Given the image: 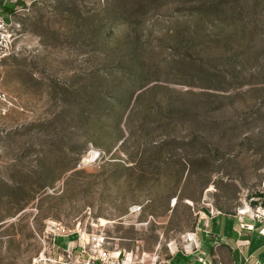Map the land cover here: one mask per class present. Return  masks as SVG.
<instances>
[{"label":"rangeland","instance_id":"374dc122","mask_svg":"<svg viewBox=\"0 0 264 264\" xmlns=\"http://www.w3.org/2000/svg\"><path fill=\"white\" fill-rule=\"evenodd\" d=\"M0 5L17 28L0 58V264L52 253L55 224L161 264L204 213L264 221V0Z\"/></svg>","mask_w":264,"mask_h":264},{"label":"crops","instance_id":"0c3cea01","mask_svg":"<svg viewBox=\"0 0 264 264\" xmlns=\"http://www.w3.org/2000/svg\"><path fill=\"white\" fill-rule=\"evenodd\" d=\"M245 213H204L191 243L161 264H264V221ZM69 244L77 245L76 234L56 238L55 253Z\"/></svg>","mask_w":264,"mask_h":264},{"label":"built area","instance_id":"2783aa9c","mask_svg":"<svg viewBox=\"0 0 264 264\" xmlns=\"http://www.w3.org/2000/svg\"><path fill=\"white\" fill-rule=\"evenodd\" d=\"M16 30L13 16L0 10V58L12 53L17 38ZM248 227L253 228V225ZM53 232L59 237L77 234V245L59 248L58 254L55 253V245L52 253L41 256L35 264H136L125 249H111L104 233L87 234L81 230L66 229L60 224L53 226Z\"/></svg>","mask_w":264,"mask_h":264}]
</instances>
